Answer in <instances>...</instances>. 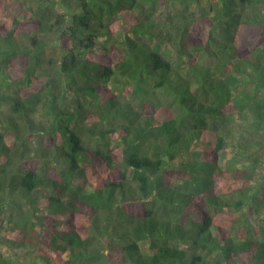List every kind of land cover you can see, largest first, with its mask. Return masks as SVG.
<instances>
[{"label": "trees", "instance_id": "obj_1", "mask_svg": "<svg viewBox=\"0 0 264 264\" xmlns=\"http://www.w3.org/2000/svg\"><path fill=\"white\" fill-rule=\"evenodd\" d=\"M3 213L0 264H264V0H0Z\"/></svg>", "mask_w": 264, "mask_h": 264}, {"label": "rangeland", "instance_id": "obj_2", "mask_svg": "<svg viewBox=\"0 0 264 264\" xmlns=\"http://www.w3.org/2000/svg\"><path fill=\"white\" fill-rule=\"evenodd\" d=\"M166 11H167V8L166 7H161L160 10L156 13V16H157V19L159 21H162L166 15ZM245 40H243L244 42L249 43L251 41V39L253 38L251 33L249 31L245 32ZM57 42H55L54 44H56ZM232 155V150L230 148V146H228L226 148V150H224L222 152V160L221 162L224 163L226 161V159H228L229 157H231ZM42 190H38V193H41ZM227 192V191H226ZM8 216L6 213H3L2 216H1V220H0V224L4 226V231H6L7 227H8Z\"/></svg>", "mask_w": 264, "mask_h": 264}]
</instances>
